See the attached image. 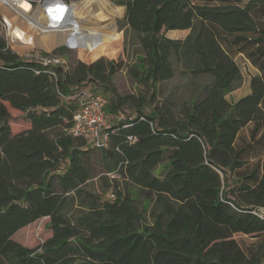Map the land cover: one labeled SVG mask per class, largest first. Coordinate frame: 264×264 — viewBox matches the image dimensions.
Listing matches in <instances>:
<instances>
[{
  "label": "trees",
  "instance_id": "16d2710c",
  "mask_svg": "<svg viewBox=\"0 0 264 264\" xmlns=\"http://www.w3.org/2000/svg\"><path fill=\"white\" fill-rule=\"evenodd\" d=\"M111 1L139 49L128 72L147 93L116 94L112 59L43 65L0 36V264H263L264 218L252 211L264 208V0ZM185 29L183 40L164 35ZM238 54L258 73L230 102ZM173 59L209 78L178 114L155 102ZM85 85L118 119L103 148L69 133ZM11 111L27 127L12 132ZM107 176L108 189L92 187ZM42 218L50 235L37 246L13 238ZM235 234L259 240L243 249Z\"/></svg>",
  "mask_w": 264,
  "mask_h": 264
},
{
  "label": "rangeland",
  "instance_id": "374dc122",
  "mask_svg": "<svg viewBox=\"0 0 264 264\" xmlns=\"http://www.w3.org/2000/svg\"><path fill=\"white\" fill-rule=\"evenodd\" d=\"M43 1L44 0H31V2H29V0H27V2L30 4L31 13H28V15L22 17L23 21H25V25L23 26L22 30H18L20 34L17 35V37L20 39L19 45L23 42L24 44H22L20 47H18L19 45L16 46L17 43L14 45L15 48L19 50V52H21L20 50H25L24 53H17L14 47H11L12 45L9 44L10 42L7 39V34L8 38L12 37V35L10 36L9 30L8 32H1L0 36H2L6 45H8L11 51L22 58L30 59L36 55L38 57L42 54H51L53 51L58 50L59 52H57L58 55H56V57L61 60L65 69L71 68L77 60L90 62L99 57H104L108 60L112 59L114 60L118 69L111 79V87L114 89L116 94L121 96H138L141 93H147L146 87L143 86V84L139 81L135 80L128 72L129 67L136 66L138 64L139 49L135 44L134 37L128 31L123 20V6L113 3L111 0H104L108 6L112 7L113 11L116 10V8L118 10L110 14L100 12V9H98L99 5H97L95 2H92L89 6V10L93 12L94 17L101 22H107L110 20V18H113L114 20V37L104 45L91 48L89 46L75 42H61L49 49H46L36 44L37 37H40L42 33L40 30H37L35 33H33L34 27L32 26V24L35 25L34 21H38L37 7L35 8V5L43 3ZM61 1L65 5L73 4L79 9L84 2V0H69L67 3L63 0ZM85 19L87 18H84L83 20ZM41 20V17H39V21ZM171 32L172 31L170 30L165 31L164 35H174V37L181 38V40H183V38H185L188 34L187 30L184 31L183 34H177L180 32ZM38 34H40V36ZM23 45H29L30 47L22 49L21 47ZM235 61L239 66L241 79L225 95L230 102H235L239 98L249 94L251 77L257 74V69L245 58V56L236 55ZM172 63L174 66L173 77L155 85V102L170 103L172 105L171 107L173 111L178 114L182 104L187 100L194 98L198 93L197 91L199 87L206 83L209 78L207 76L192 77L188 74H184L180 64H178L174 59L172 60ZM85 86L90 91L99 93L107 99L106 94H104L102 91L97 90L91 85ZM131 106L132 103L123 106L122 113L120 114L121 120L126 121L134 118L136 113ZM11 117L10 126L12 132H18L27 127L28 123L25 119H23V115L20 112L11 111ZM117 120L118 119L112 115V117L108 120V125L111 126L112 124L116 123ZM248 135L249 127H245L240 131L237 141L241 143L243 140H248ZM260 151L262 152L261 148ZM107 177L108 178L105 179V181L101 180L98 182L96 181V183L94 182L92 187L95 190H99L100 188H104L105 190L108 189L106 181L111 179V176ZM47 222L48 218L36 220L35 222L17 231L13 238L27 247H35L50 235V230L46 225ZM234 238L238 241L243 249H246L248 246L259 240V237H253L244 234H235Z\"/></svg>",
  "mask_w": 264,
  "mask_h": 264
},
{
  "label": "bare ground",
  "instance_id": "6f19581e",
  "mask_svg": "<svg viewBox=\"0 0 264 264\" xmlns=\"http://www.w3.org/2000/svg\"><path fill=\"white\" fill-rule=\"evenodd\" d=\"M92 2L99 5L98 9L102 13L110 14L118 11L117 8L113 11L112 7L108 6L104 0H84L80 9L73 4L65 5L61 0H44L43 3L38 4V21L32 26L34 27L33 33L40 30L42 35L38 34L40 37H37L36 44L49 49L61 42H75L96 48L110 41L115 34L114 20L110 18L107 22H101L95 18L93 12L89 10ZM18 7L21 9L20 15L14 17H10V13L8 15L10 36L12 35L10 39L17 43L16 46L20 42L17 37L20 34L18 30H22L25 25L22 17L31 13L29 3L26 0H22ZM4 11L8 14L6 10ZM39 17H41V21H39ZM84 18L87 19L83 20ZM21 45L22 43L18 47ZM29 47V45H23L21 48Z\"/></svg>",
  "mask_w": 264,
  "mask_h": 264
},
{
  "label": "built area",
  "instance_id": "2783aa9c",
  "mask_svg": "<svg viewBox=\"0 0 264 264\" xmlns=\"http://www.w3.org/2000/svg\"><path fill=\"white\" fill-rule=\"evenodd\" d=\"M21 1L22 0H0V34L2 31L8 32L9 30V13L11 14L9 15L10 17H14L21 12V9L18 7ZM29 2H31V0H29ZM36 7L37 4L35 5V8ZM4 10H6L8 14ZM35 22L36 21H34V23ZM7 39L10 42L9 44L12 45L11 47H14L17 53L25 52V50H20L21 52H19V50L15 48V42L8 38V34ZM6 46L8 47V45ZM30 59L38 61L43 65L63 64L58 57L45 54L38 57L36 55ZM71 97L75 101L76 111L73 115L72 127L69 129L70 135L82 138L88 146L98 148L106 147L109 142V134L107 131L109 126L108 120L112 117L106 110L107 99L99 93L90 91L88 88H82L76 91ZM128 138L131 139V137ZM252 213L259 218H264L263 207H258L253 210Z\"/></svg>",
  "mask_w": 264,
  "mask_h": 264
},
{
  "label": "crops",
  "instance_id": "0c3cea01",
  "mask_svg": "<svg viewBox=\"0 0 264 264\" xmlns=\"http://www.w3.org/2000/svg\"><path fill=\"white\" fill-rule=\"evenodd\" d=\"M187 29H185V30H170V31H172V32H180V33H177V34H183V32L184 31H186ZM188 31V30H187ZM171 32V33H172ZM189 32V31H188ZM174 34V33H173ZM185 34V33H184ZM166 37H168V38H171V39H177V40H181V38H177V37H174V35H165ZM184 39V38H183ZM238 55H242V54H238ZM257 73H258V70H257Z\"/></svg>",
  "mask_w": 264,
  "mask_h": 264
}]
</instances>
